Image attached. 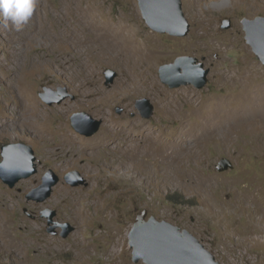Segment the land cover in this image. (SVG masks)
<instances>
[{"label":"rangeland","instance_id":"rangeland-1","mask_svg":"<svg viewBox=\"0 0 264 264\" xmlns=\"http://www.w3.org/2000/svg\"><path fill=\"white\" fill-rule=\"evenodd\" d=\"M182 1L191 24L184 36L151 28L138 0H99L114 21L129 18L138 40L151 36L149 42L157 52L148 69L151 73L147 77L140 70L136 73L141 89L121 83L126 66L120 53L112 48L101 52V45L88 53L87 42L74 40L77 32L88 43L93 38L62 0L36 2L19 30L11 22L5 27L0 16V117L8 116V125L0 129V162L4 144L24 142L34 149L37 166V172L13 187L0 178V264H147L133 260L129 238L144 212L145 220L154 216L191 231L220 264H264V63L247 42L243 25L244 18L264 16V0ZM208 8L215 9L209 13ZM225 19H231V27H223ZM182 55L197 57L209 69L205 86L171 87L162 80L160 66ZM84 65L94 69L93 78ZM107 69L117 72L112 83H107ZM151 76L169 92L167 97L174 95V106L168 110L160 102V90L155 88V93L149 87ZM46 87L55 96L67 97L49 104L41 97ZM31 97L40 109L34 110ZM144 98L154 105L149 117L137 106ZM65 102L70 104L65 105L67 111L62 110ZM215 108L230 119L224 126L205 130L199 142L188 135V142L177 146L187 156L181 161L150 156L132 162L113 140L96 158L92 151L71 153L73 162L64 166L65 151L55 145L65 130L85 138L100 132L107 136L109 118L121 124L142 119L165 141L174 140L182 122L196 121ZM14 112L16 118L10 116ZM76 112L101 120L99 130L92 135L77 131L71 119ZM250 115H259L254 125L246 121ZM222 157L230 158L234 166L219 171ZM50 169L60 176L52 194L44 201L28 199ZM70 171H78L84 180L69 183L65 175ZM72 189L86 198L80 200ZM94 201L97 205H85ZM76 207L86 208L87 214L79 219ZM46 209L55 215H46ZM80 227L78 237L87 240L88 249L74 242ZM115 227L124 235L125 248L109 258L106 252L116 239ZM66 228L69 232L64 235Z\"/></svg>","mask_w":264,"mask_h":264},{"label":"water","instance_id":"water-1","mask_svg":"<svg viewBox=\"0 0 264 264\" xmlns=\"http://www.w3.org/2000/svg\"><path fill=\"white\" fill-rule=\"evenodd\" d=\"M142 14L151 28L158 32H168L184 36L190 31L191 24L184 12L182 0H138ZM247 42L264 63V16L254 19H243ZM223 27H231V19L223 21ZM183 70V72H182ZM107 83H112L117 76L114 69L105 71ZM209 69L195 56L182 55L174 62L160 66L162 80L171 87L192 83L203 87L208 81ZM41 97L49 104L61 102L63 96L54 95L51 88L46 87ZM137 106L142 115L149 117L154 105L148 98L140 99ZM72 124L77 131L92 135L99 130L102 121L96 120L87 112H76L72 115ZM3 160L0 162V178L10 187L22 178L37 172L36 155L31 145L24 142H10L2 146ZM233 162L228 157H222L217 165L219 171L232 168ZM60 176L50 169L43 178V184L27 194L28 199L44 201L53 191V186ZM65 179L76 185L84 180L78 171H70ZM46 215L51 218L55 211L46 209ZM146 212L138 216L130 232V244L134 248L133 260L143 259L147 264H220L215 255L206 245L188 229L167 221L158 220L152 216L145 220ZM66 228L64 235L68 234Z\"/></svg>","mask_w":264,"mask_h":264},{"label":"bare ground","instance_id":"bare-ground-1","mask_svg":"<svg viewBox=\"0 0 264 264\" xmlns=\"http://www.w3.org/2000/svg\"><path fill=\"white\" fill-rule=\"evenodd\" d=\"M86 1L87 0H62V2L66 3L71 14L73 13V17L74 14H76L77 17L76 19H78L80 24L83 25L82 27L85 29V32L88 33L93 38V41L89 42L91 43L89 44L88 43L89 39L82 38L80 32H77L75 34L74 40L80 43L81 42L84 43V41L87 42V46L85 45L86 46L85 51H89L88 53L95 50L100 45H101V52L105 48H110V49L112 48V50L116 51L118 54L120 53L122 56V60L126 66V68H124L123 70L124 71L123 75L125 76L122 77L121 83L127 82V84L129 85V82H131L134 84L135 88L141 89L142 85L140 84L138 78L136 77V73L140 70V72H142L147 77L151 73L149 72L148 69H151V67L153 66V60H154L153 57L156 56L155 53L157 52L153 49L152 45L149 42L151 40L150 34L149 33L146 34L147 38H145L144 40H138L136 36V32L132 27L133 24L129 21V18H125L126 16L124 17L120 16L119 21H114V19H112L113 17L104 10V6L102 2H99V0H88L87 4H85ZM36 2H38L39 4L42 2V0H36ZM213 9L215 8H208L206 9V11H209L210 13V11ZM203 11H201L202 14L205 13ZM195 13L198 14L197 11H195ZM207 13L206 15H208ZM89 21H91V23ZM79 29L81 28L79 27ZM90 57L91 56H89V58ZM91 58H93V56ZM86 65H84V69L87 70V74L92 75L93 78L95 74L94 69H92L91 67H86ZM93 81L96 82V84L99 83L95 79ZM149 83L152 85L149 87H153V92L157 93L155 88L160 90V96H161L160 102L162 103V106L164 108L168 110L171 106H174L175 103L174 95L170 98L167 97V94L169 92L161 88L156 78L151 76ZM28 87L30 86H27V88ZM99 91H101V97L103 96V98H105L103 90L101 89ZM100 99L102 100V98ZM238 99H242V98L239 97ZM65 103L66 104L63 105L62 110H66L69 107V106L66 107L65 105H70L68 102ZM31 105L34 108V110L35 108L40 109V105L37 103V99L33 97H31ZM206 112L207 114L202 115L196 121L194 120L193 122H188V123L182 122L180 124V127H178L177 129V133H175L177 135L175 136L176 139L174 140H172L173 139L172 137L169 138L168 140L166 139L167 141H165L164 140L165 136H163L162 133L161 134L157 133L156 131L151 129L149 126L145 124L144 121H142V119L136 120L134 122L128 120L126 122H122L121 124L116 122L114 118H109L106 124V131L110 132L109 135L107 134V136H104V134L100 132L94 137L85 138L82 136H77L74 133H71L69 130H65L61 133V142L55 143V145H61L60 149L62 151L64 149L65 151V153L63 154L65 158L62 160L63 161L62 165L64 166L73 162L74 157L72 155L74 154V152L77 151H81V152L92 151V154L96 158L101 153L102 146L105 145L106 147H108L109 144L113 142V140L117 142V144L115 145V148L117 150L125 151L131 155L129 161L132 162L148 160L150 156H156V158L158 157V158H162L163 160L166 159L174 162L181 161L184 157L187 158V156H184L181 147H177V146H182L184 145V143H187L188 135L190 134L194 135L197 139V142H199L200 140L203 139V134H205L204 133L205 130H207L208 128L211 130L213 125L224 126L223 125L224 122L230 119L228 117V114L217 108L213 109L212 111H206ZM2 113H6V110L3 111ZM4 115H5L4 117H0V129H3L8 125V116L6 114ZM17 115L18 114L16 112L10 114V116L13 118H16ZM257 119H259V115H250L246 118V121L249 122L251 125H254V123L257 122ZM199 133L202 135H199ZM77 143L81 144V149L79 148L80 146L78 147L79 149L75 148V145ZM71 153L72 155H70ZM75 191L78 192L76 189L71 190L73 194ZM77 197L80 200H84V198H86V196L84 197L81 192L77 193ZM97 202L99 203L98 200ZM85 205L88 206V205H97V204L94 201V202H88ZM74 211L76 212V215L77 217H79V219L82 217L83 214H87L85 213L86 208L84 209L81 208L79 211V209L76 207ZM81 229L82 227H80L77 230V232H75L74 242L77 247L80 248L81 245H85L84 249H88L89 244L87 243V240L83 241L78 237V234L80 233ZM114 229H115L114 232L117 235H116V239H114L112 243V246L108 247V250L106 252L109 253L108 255L109 258L114 257L116 254L122 252L123 249L125 248V242L123 239L124 235L116 227ZM3 233L7 234L8 232L7 230H5ZM50 245L47 244L46 249H51ZM119 246H121V248H119ZM28 247L30 246L28 245ZM81 253L82 251L78 250V254ZM119 262L120 261H118L117 263L112 262L110 264H118ZM54 264H58L57 261L54 262Z\"/></svg>","mask_w":264,"mask_h":264},{"label":"clouds","instance_id":"clouds-1","mask_svg":"<svg viewBox=\"0 0 264 264\" xmlns=\"http://www.w3.org/2000/svg\"><path fill=\"white\" fill-rule=\"evenodd\" d=\"M36 0H0V16L4 26L9 22L17 29H21L31 17Z\"/></svg>","mask_w":264,"mask_h":264}]
</instances>
